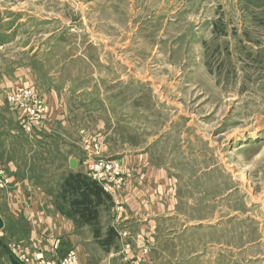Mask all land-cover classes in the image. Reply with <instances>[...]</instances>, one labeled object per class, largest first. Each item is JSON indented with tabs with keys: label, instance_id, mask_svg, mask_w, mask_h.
I'll list each match as a JSON object with an SVG mask.
<instances>
[{
	"label": "rangeland",
	"instance_id": "obj_1",
	"mask_svg": "<svg viewBox=\"0 0 264 264\" xmlns=\"http://www.w3.org/2000/svg\"><path fill=\"white\" fill-rule=\"evenodd\" d=\"M2 40L1 217L14 174L89 229L86 264H264V0H0ZM99 159L120 163L117 185L92 175ZM153 169L171 198L125 219V186ZM77 171L111 196L93 225L66 213ZM25 227L3 225L0 264H85Z\"/></svg>",
	"mask_w": 264,
	"mask_h": 264
},
{
	"label": "crops",
	"instance_id": "obj_2",
	"mask_svg": "<svg viewBox=\"0 0 264 264\" xmlns=\"http://www.w3.org/2000/svg\"><path fill=\"white\" fill-rule=\"evenodd\" d=\"M4 37H2L3 39ZM4 40L1 41V45ZM1 102V101H0ZM70 159H76L78 165H80V158L71 157ZM129 167L134 168L136 160L133 159L130 162H126ZM125 163V164H126ZM80 167V166H78ZM152 170V169H151ZM151 177H148L146 181H136L125 186L123 201L127 208V217L125 219H131V221L145 218L144 216L154 215L164 200L167 202L171 197H168L170 192L162 188L167 183H162L163 180H159V177L164 175L160 172V175L153 171L147 172ZM155 174L156 180H153L152 176ZM12 178V184L10 190H8V208L10 212L7 216L2 215L4 219V226L8 223L15 226H26V230L29 231L27 238L36 242V245L42 247L47 257H62L69 248H76L79 253L82 263L86 264L85 252L88 247L94 248L96 241L93 240L89 229H79L74 225L71 218L59 212L55 207L54 195H38L36 193L37 185L33 190L27 180H14V174H10ZM165 177V176H163ZM33 182V181H30ZM148 187V188H147ZM146 190V193L144 192ZM31 191L38 196V198H32L30 196ZM122 191V190H121ZM160 191V192H159ZM166 193V197L160 200L161 193ZM122 194V193H121ZM122 221V220H121ZM126 221V220H125ZM129 221V222H131ZM21 228V231L23 230ZM61 239L62 244L59 249L54 250V240ZM98 261V260H97Z\"/></svg>",
	"mask_w": 264,
	"mask_h": 264
},
{
	"label": "trees",
	"instance_id": "obj_3",
	"mask_svg": "<svg viewBox=\"0 0 264 264\" xmlns=\"http://www.w3.org/2000/svg\"><path fill=\"white\" fill-rule=\"evenodd\" d=\"M62 190L65 194L71 193L73 195L69 202L71 209L66 213L74 217L76 224L81 226L96 224L99 217V207L111 200L110 194L105 193L97 181L91 180L79 171L67 175ZM62 212L64 211L62 210ZM98 231H96V235ZM115 236L114 230L110 228L105 238L106 242H112Z\"/></svg>",
	"mask_w": 264,
	"mask_h": 264
},
{
	"label": "built area",
	"instance_id": "obj_4",
	"mask_svg": "<svg viewBox=\"0 0 264 264\" xmlns=\"http://www.w3.org/2000/svg\"><path fill=\"white\" fill-rule=\"evenodd\" d=\"M25 97H28L27 100V110L29 113H31L34 117V120H38L40 118V116L42 115L43 110L42 104H39L37 102V100L34 98V96H32V94L30 92H25V94L22 95H18L17 99L18 100H22L25 99ZM121 165L119 162L117 161H105L103 159H99V160H93L90 163V171L93 172V176L98 179V180H103L106 179L109 182H115L119 180L120 178V174H121ZM120 184H118L117 187H119ZM113 188V186L111 185H106L104 186L105 190L107 192H114L116 193L114 190L117 189ZM62 264H78L77 262V258L75 257V255L72 253L68 256H66V258L63 260Z\"/></svg>",
	"mask_w": 264,
	"mask_h": 264
},
{
	"label": "water",
	"instance_id": "obj_5",
	"mask_svg": "<svg viewBox=\"0 0 264 264\" xmlns=\"http://www.w3.org/2000/svg\"><path fill=\"white\" fill-rule=\"evenodd\" d=\"M70 164H71V167L72 168H75L76 167V164H77V161L76 160H71V162H70ZM3 225H4V222H3V219H2V217H1V215H0V230L3 228ZM8 259L10 260V263L11 264H22L18 259H16L14 256H12V255H10L9 257H8Z\"/></svg>",
	"mask_w": 264,
	"mask_h": 264
}]
</instances>
